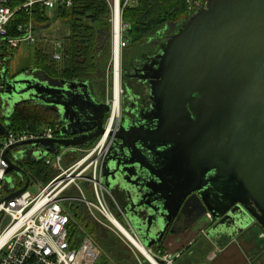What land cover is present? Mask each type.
<instances>
[{
  "label": "water",
  "instance_id": "95a60500",
  "mask_svg": "<svg viewBox=\"0 0 264 264\" xmlns=\"http://www.w3.org/2000/svg\"><path fill=\"white\" fill-rule=\"evenodd\" d=\"M9 69L4 64L1 72L7 120L0 121V135L9 133L8 119L23 101L52 109L61 125L59 137L5 152L7 171L26 178L7 196L14 198L31 176L8 158L9 150L35 143L48 154L85 146L105 132L111 107L87 82ZM142 70L152 108L142 122L120 119L101 164L103 186L110 193L122 189L128 200L132 231L151 249L178 210L191 205V220L175 234L208 211L219 220L213 237L225 226L240 232L257 222L264 228V0H208Z\"/></svg>",
  "mask_w": 264,
  "mask_h": 264
},
{
  "label": "built area",
  "instance_id": "2783aa9c",
  "mask_svg": "<svg viewBox=\"0 0 264 264\" xmlns=\"http://www.w3.org/2000/svg\"><path fill=\"white\" fill-rule=\"evenodd\" d=\"M73 1L24 0L22 7L29 10L35 4H41L48 9H54L58 5L72 6ZM108 1L112 10L113 49L106 77L104 100L111 108L104 124L105 132L95 140L92 147L84 150L74 149L73 151H82V155L77 159L73 158L67 167L63 166V160L71 156L72 152L68 150L63 154L60 153L61 150L55 152L56 162L47 159L38 149H35L39 148L35 143L9 150L8 158L25 169V159L31 157L35 160H45L48 165L55 167L58 171L53 179L44 184L26 169L31 176L29 187L34 184L38 190L33 193L28 187L25 192L14 198L7 196L22 187H18L16 178L19 177L23 185L26 178L14 170L7 171L9 165L5 152L11 146L21 142L57 137L60 135L61 125L56 123L34 131L26 129L15 131L11 128L9 133L0 135V264H100L99 260L105 254V250L98 240L74 218L70 208V203L74 201L84 204L103 227L115 232L119 231L121 238L139 252L140 255L137 256L139 264H155L153 260L157 264H175L176 259L172 253L156 254L142 243L138 235L130 229L123 213L112 207L115 202L109 200V193L101 181V164L111 144V133L117 128L122 115L123 50L129 43L126 37L129 24L123 19V10L127 4L137 3L138 0ZM8 2L9 0H0V45L16 50L22 45L35 44L40 40L49 41L54 48L53 57L60 59L63 36H52V33L44 31L38 34L32 22L21 24L17 35H9L8 25L14 14L22 7L12 9ZM187 2L188 9L192 12L207 7L208 4V0H187ZM4 64V59L0 57V65L4 66ZM117 85L120 88L118 99ZM4 90L5 84L1 80L0 94ZM7 177H12L11 182L6 180ZM72 186L78 190L80 196L70 192L73 189ZM86 189L97 199L96 202L87 198ZM7 216L10 220L3 226ZM205 217L213 219L209 211ZM106 220H109L111 224ZM73 228H77L75 234L72 233ZM137 242L146 248L149 256L139 248ZM217 249L220 248L217 247Z\"/></svg>",
  "mask_w": 264,
  "mask_h": 264
},
{
  "label": "trees",
  "instance_id": "16d2710c",
  "mask_svg": "<svg viewBox=\"0 0 264 264\" xmlns=\"http://www.w3.org/2000/svg\"><path fill=\"white\" fill-rule=\"evenodd\" d=\"M23 3L24 0H9L8 5L12 9H18ZM192 13L194 12L188 9L187 0H138L137 3L127 4L123 10V19L129 24L126 33L129 43L123 50V71L128 70L130 63L144 51H153L157 47L155 43L159 35L174 33ZM111 15L108 0H74L72 6L58 5L54 9L35 4L29 10L24 7L18 9L8 29L9 35L15 36L21 24L32 22L34 30L40 32L59 22L67 30L63 37L61 58L53 57L54 48L51 43L38 41L34 45L31 67L50 79L87 82L93 88H99L104 93L102 98L105 99L107 69L112 57ZM14 53V49L0 45V57L8 66ZM2 68L3 65H0V70ZM6 120L1 114L0 106V121ZM8 120L15 131H34L58 122L52 109L34 101L19 103ZM76 157L74 158L77 159ZM25 166L44 184L58 174L57 169L48 165L45 160L26 157ZM16 182L18 187L23 186L19 177ZM70 208L76 221L110 254L108 259H111V264L134 263L133 253L122 249L116 240L109 238V233L94 219L89 210L84 209L82 203L74 201L70 203ZM76 232L77 228H73L72 233ZM104 256L106 254L102 258Z\"/></svg>",
  "mask_w": 264,
  "mask_h": 264
},
{
  "label": "flooded vegetation",
  "instance_id": "af4514ba",
  "mask_svg": "<svg viewBox=\"0 0 264 264\" xmlns=\"http://www.w3.org/2000/svg\"><path fill=\"white\" fill-rule=\"evenodd\" d=\"M170 34H162L157 37L156 45L157 47L151 51H144L137 59H135L133 62L130 63V67L128 70L122 71V81L125 83V89L124 93L122 95V115L121 119L124 117L128 123H138L139 121H143V116L146 115V112L148 113L151 108H152V103L149 97V92L148 93H141L139 91H133L132 88V82L134 79H140V75L143 74V68H149V64L152 62L154 57L156 56V52L160 47V44L167 39V37ZM141 82L148 88V83L147 81H142ZM108 115L105 118V121L107 120ZM120 121V120H119ZM119 124V123H118ZM60 135H57L59 137ZM94 142V141H93ZM109 195L114 199V202L116 203L117 209L123 213L124 217L126 218L128 224L130 225V229L135 231L134 225L131 222L129 215H128V210H127V199L124 194H122V189L121 190H115L112 193L108 192ZM194 214V206H182L173 222L167 227V230L163 232V236L160 238L159 234L158 236L155 237L153 241V246L152 250L156 254H162L164 252H170L174 255L175 259H179L182 257L183 254H186V257L188 258V263L189 264H208L205 260L204 261H196L195 259H192L188 251V247L184 248L183 250L177 252L175 255L174 252H172L169 249L165 248L166 242L169 239V237H177L185 232H187L189 229L194 227L196 224H200L199 227V236L202 234H205L209 239H211L214 242H230L232 240H236L240 232H244L247 229L251 228L252 226L258 224L257 222H252L248 226H246L243 230L240 232H237L235 230L234 226H231L228 228L227 226L224 227L222 232L216 234V237H213L211 235V231L214 228L215 224L219 221L216 220L214 217L212 220L208 218L201 217L198 221H196L193 225H191L189 228H187L184 232H181L179 234H175L174 231H178L182 229L185 225L188 224V222L191 220L192 216ZM133 231V232H134ZM137 231V230H136ZM161 231V230H160ZM135 233V232H134ZM137 234V233H136ZM139 235V233H138ZM140 236V235H139ZM138 236V237H139ZM140 238V237H139ZM141 240V239H140ZM191 245V243H190ZM179 254V256H178ZM184 258V259H187Z\"/></svg>",
  "mask_w": 264,
  "mask_h": 264
},
{
  "label": "rangeland",
  "instance_id": "374dc122",
  "mask_svg": "<svg viewBox=\"0 0 264 264\" xmlns=\"http://www.w3.org/2000/svg\"><path fill=\"white\" fill-rule=\"evenodd\" d=\"M60 25L61 24L58 22V23H55V26L51 27V28L56 29V27H58ZM48 29H50V28H48ZM49 32L52 33L51 34L52 36L53 35H56V37L61 36L57 32H54L53 30H49ZM42 42L44 44L50 43L49 41H42ZM34 45L35 44L22 45L18 49H16L15 53H14V59L10 65L12 66L14 61L17 64H20L21 65L20 67L25 66V65H29V64L31 65V63L33 61V57H34ZM112 49H113V45H112ZM123 66H124V58H123ZM24 70H27V69L16 71L15 73L21 72ZM2 71H3V68L0 70V76H1ZM38 73L40 74V76H43L40 72H38ZM125 85L126 84L123 83V81H122L123 89H125ZM132 88H133L134 92L139 91L143 94L149 92V89L141 82V80L139 78L133 80ZM94 90H96L98 93H100V98H102L104 96V93L101 92V90H99V88L98 89L94 88ZM0 106L2 109H4V105H3V101H2V93L0 94ZM94 142L89 143L85 146H81V147H75V148L72 147V148H68V149H62L60 151V153L63 154L67 150H68V152H73V150L77 149V148H81V150H84V149L92 147ZM35 149H38L41 152V154L44 155V157H46L47 159H51L53 162H56L57 155L55 153H48V154L46 153L45 154L41 148H35ZM35 155H37V153H35ZM81 155H82V151L77 153L76 158L81 157ZM66 161H67V159L65 157V159L63 160V166L64 167L68 166V163ZM6 180L8 182H11L12 177H7ZM40 183H43V182L40 181ZM72 188L73 189H71L70 192L75 194L76 196H80V193L78 192V190L75 189L74 186H72ZM29 190L33 193H36L38 190V187L36 185L32 184L29 187ZM86 196L89 200H92L94 202L97 201V199L93 196V194L87 189H86ZM108 198L110 201L112 200V197L109 195H108ZM83 207L85 210H88L84 204H83ZM97 213L100 217H102L99 212H97ZM115 216L117 217L116 214H115ZM102 218L104 219V217H102ZM204 218H206V217H204ZM106 221H108V223L111 224V222L109 220H106ZM199 226H200V224H199ZM104 230H106L109 233V238L116 240L122 249H124V250L128 249L130 252L133 253V257H132L133 259L132 260L134 263L135 262L139 263L138 258H137V256L140 255L139 252L137 251L138 252L137 253L136 249H134L133 247H130L129 244L121 238L119 231L115 232L113 230H109L108 228H105ZM196 239L194 240V241H197L196 244H194V246L191 247L189 249V251L190 250L192 251L193 248L198 249L200 247L199 244L203 240V237H201V238L199 237ZM247 241L248 242L250 241V244H247L248 243ZM261 241L264 243V228L258 223L256 225L252 226L251 228H249V230L245 231L244 234L241 235L240 237H238L236 240H234L233 243L230 245L229 250L226 251L225 254L220 253V251L217 249V247H212V246L211 247L206 246L205 248L203 247L204 253L206 254V256L203 257V259L204 260L206 259L208 261V264H264V244L261 246V244H260V243H262ZM257 246H260V248L257 249L256 248ZM203 249H201V251ZM105 254H106V256L101 258L99 260V263L100 264H111L110 263L111 259H108L110 254H108L106 252H105ZM199 254L200 253H197L196 255L198 256ZM134 257H135V259H134ZM183 261H185V259L181 258V263H183ZM134 263H132V264H134ZM176 264H178V262H176Z\"/></svg>",
  "mask_w": 264,
  "mask_h": 264
},
{
  "label": "crops",
  "instance_id": "0c3cea01",
  "mask_svg": "<svg viewBox=\"0 0 264 264\" xmlns=\"http://www.w3.org/2000/svg\"><path fill=\"white\" fill-rule=\"evenodd\" d=\"M55 26V23L53 24V26L52 27H54ZM49 30H53L54 32H57L58 34H60L61 36H66V34H67V30H66V28L63 26V25H60V26H58V27H56V29H54V28H51L50 27V29H42L40 32H38V34H40L41 32H47V33H49V34H51L50 32H49ZM40 41H43V40H40ZM51 43V42H50ZM13 59H14V57H13ZM13 61V60H12ZM11 61V62H12ZM11 62H10V64H11ZM9 64V68H10V70H9V73L10 74H13V73H15L16 71H20V70H23V69H27V70H30L31 68H34V67H31V65L29 64V65H25V66H22V67H20L21 65L20 64H17V63H15V61H14V63H13V65L11 66ZM35 69V68H34ZM37 70V69H36ZM39 72V71H38ZM1 77H2V73H1ZM99 94V96H100V93H98ZM103 96V95H102ZM104 97V96H103ZM2 115H4V113H5V110H3L2 109ZM77 151H73L72 153H71V156H68L66 159H67V163H68V165L71 163V161L73 160V158L75 157V156H77ZM111 201H113L114 202V199L112 198V200ZM111 203V202H110ZM112 207L113 208H116L117 209V206H116V203L115 204H112ZM118 210V209H117ZM199 224H196L194 227H192L191 229H189L187 232H185V233H183V234H181V235H179V236H177V237H169V239L167 240V242H166V245H165V248L166 249H169V250H171L172 252H174L175 253V255L177 254V252H179V251H181V250H183L184 248H187L188 246V251H189V249L191 248V247H193L194 246V244H196V242L197 241H194L196 238H201V237H203V240L201 241V243L199 244L200 245V247L197 249H195V248H193L192 249V251L190 250L189 251V253H191L192 255H190V257H192V259H195L196 261H198V262H202V261H204V259H203V257H205L206 256V254L204 253V249H203V247L205 248L206 246H209V247H219L220 249H219V251H220V253H222V254H225V252L226 251H228L229 250V248H230V245L233 243V241L234 240H232V241H230V242H227V243H225V242H223V243H221V242H214V241H212L211 239H209L205 234H202V235H200L199 236ZM247 230H249V229H247ZM246 230V231H247ZM245 232V231H244ZM244 232H240L239 233V235H238V237H240L241 235H243L244 234ZM237 237V238H238ZM236 238V239H237ZM197 240V239H196ZM248 242V241H247ZM262 242V241H261ZM190 243H191V245H190ZM247 244H250V241L247 243ZM261 244V246L264 244L263 242L262 243H260ZM257 249L258 248H260V246H257L256 247ZM201 249H203L202 251H201ZM254 249V248H253ZM197 253H200L198 256L196 255ZM181 258H187L186 257V254H183L182 255V257H180L179 259H176L175 260V264H176V262H178V264H189L188 263V258L187 259H185V261H183V263H181ZM202 258V259H201ZM205 261L208 263V261L205 259Z\"/></svg>",
  "mask_w": 264,
  "mask_h": 264
},
{
  "label": "bare ground",
  "instance_id": "6f19581e",
  "mask_svg": "<svg viewBox=\"0 0 264 264\" xmlns=\"http://www.w3.org/2000/svg\"><path fill=\"white\" fill-rule=\"evenodd\" d=\"M119 89L120 88L117 85V91H116L117 99L119 98ZM125 232L131 237V235L126 230H125ZM137 244H138L139 248L149 256L146 248L141 243H139V242H137ZM153 261H154L155 264H157V262L155 260H153Z\"/></svg>",
  "mask_w": 264,
  "mask_h": 264
}]
</instances>
